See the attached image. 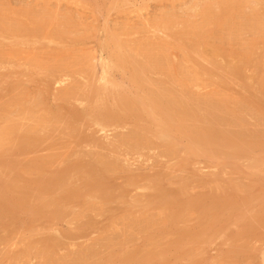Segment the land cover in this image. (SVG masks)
<instances>
[{
    "label": "rangeland",
    "instance_id": "rangeland-1",
    "mask_svg": "<svg viewBox=\"0 0 264 264\" xmlns=\"http://www.w3.org/2000/svg\"><path fill=\"white\" fill-rule=\"evenodd\" d=\"M0 29V130L21 139L0 148V187L13 197L12 187L23 181L41 186L33 188L41 190L32 195L34 212L1 220L0 264H264V0H0ZM136 72H146L144 81ZM162 93L173 104L176 96L189 104L184 113L195 118L167 117V109L157 108ZM144 107L157 109L156 119ZM105 113L114 121L104 127L96 120ZM160 118L171 124L162 136L156 134ZM212 122L255 142L228 148L221 136L198 142L194 135ZM82 159L110 167L108 199L100 195L103 183H91L102 197L94 199L90 180L86 187L83 176L70 172L80 177L74 188L72 179L64 187L90 188L77 191L88 202L70 195L62 215L53 207L57 215L37 217L39 203L64 194L57 186L47 193L44 181ZM157 194V203L148 204ZM166 194L178 202L167 206ZM194 199L223 200L226 207L211 220L217 214L190 209Z\"/></svg>",
    "mask_w": 264,
    "mask_h": 264
},
{
    "label": "bare ground",
    "instance_id": "bare-ground-1",
    "mask_svg": "<svg viewBox=\"0 0 264 264\" xmlns=\"http://www.w3.org/2000/svg\"><path fill=\"white\" fill-rule=\"evenodd\" d=\"M257 17V16H256ZM24 22H25V20H24ZM25 24V23H24ZM26 26L28 25V24H25ZM32 25H33V23H32ZM30 26V25H29ZM29 26H27L28 28H30ZM32 27H34V26H32ZM31 27V29H33ZM37 27V26H36ZM26 28V27H25ZM35 28V27H34ZM42 28V27H41ZM19 29V28H18ZM36 29V28H35ZM0 30H2V29H0ZM15 30V29H14ZM22 30V32H23V30L24 29H21ZM21 30H19V33H21L22 34V32H21ZM10 32H11V30H9ZM28 31V30H27ZM1 32V31H0ZM12 32H14V33H16L17 34V32H16V30L15 31H12ZM11 32V33H12ZM25 32V31H24ZM35 32V31H34ZM40 33V32H39ZM7 34V33H6ZM9 35H10V33H8ZM28 33L26 32V34L25 35H27ZM30 34V36H29V38L30 37H32L33 38V34H31V33H29ZM28 34V35H29ZM3 35V37H4V35H5V32H4V34H2ZM8 35V36H9ZM22 35H24V34H22ZM27 35V36H28ZM32 35V36H31ZM7 35H5V38L6 37H8ZM13 36H16V37H19V35L17 34V35H14L13 34ZM13 36H12V38H11V36H9L11 39H13ZM7 38V39H10V38ZM34 37H35V35H34ZM17 39V38H16ZM35 39V38H34ZM17 40H21V38H19V39H17ZM16 40V41H17ZM27 39H25V41H26ZM14 41H15V37H14ZM32 41V40H31ZM22 43V42H21ZM23 43H24V41H23ZM252 48V47H251ZM248 49V48H247ZM114 52V51H113ZM112 52V53H113ZM128 53V52H127ZM216 53V52H215ZM257 53V52H256ZM19 54V53H18ZM132 54V53H131ZM244 54H246V53H244ZM244 54H242V55H244ZM115 55V54H114ZM145 55V54H144ZM241 55V54H240ZM247 55H249L248 53H247ZM135 56V55H134ZM115 57V56H114ZM116 57H118V56H116ZM115 57V62L118 64V66L117 67H120V66H122V67H124V62L123 61H121V58L120 57H118V58H116ZM144 57V56H143ZM239 57V56H238ZM152 60H151V62L153 61L154 62V60H153V57H150ZM251 58V57H250ZM12 59V58H11ZM126 59V58H125ZM244 59V58H243ZM246 59V58H245ZM259 59V58H258ZM113 60V59H112ZM124 60V59H123ZM247 60V59H246ZM254 60V59H253ZM127 61V60H126ZM252 61V60H251ZM5 62V61H4ZM113 63H115L114 61H112ZM146 62V61H145ZM115 63V64H116ZM124 63V64H123ZM149 63V62H148ZM154 63H156V61L154 62ZM150 64V66L151 67H153L155 64ZM156 64H158V63H156ZM261 64V63H260ZM114 65V64H113ZM160 65V64H159ZM159 65H156L157 67L159 66ZM239 65H241V64H239ZM144 66V65H143ZM145 66H148V64H146ZM145 66H144V68H145ZM121 67V68H122ZM160 67V66H159ZM240 67V66H239ZM242 67V66H241ZM144 68H142L143 70H146L147 69V67L144 69ZM148 68H150V67H148ZM152 68H150V69H147V70H151ZM232 69V68H231ZM140 72L141 71H143V70H140V69H138ZM243 71V70H242ZM140 72H136L137 74L138 73H140ZM148 72V71H147ZM151 72V71H150ZM258 72V71H257ZM146 73V72H145ZM145 73H143L142 72V75H141V73H140V75L142 76V78L141 77H137V78H140V79H143V76H144V74ZM237 73V72H236ZM243 73V72H242ZM241 73V74H242ZM259 74V73H258ZM139 76V75H138ZM170 76V75H169ZM255 76V75H254ZM259 76V75H258ZM154 78V77H153ZM246 78V77H245ZM140 79H139V81H140ZM146 79V78H145ZM169 79V78H168ZM189 79V78H188ZM253 79V78H252ZM165 80V79H164ZM254 80V79H253ZM259 80V79H258ZM258 80H256V81H258ZM136 81V80H135ZM139 81H136V82H139ZM143 81H144V79H143ZM260 81V80H259ZM2 83V82H1ZM0 83V84H1ZM140 83H141V81H140ZM166 84H167V82H166ZM180 85V84H179ZM138 86V85H137ZM168 86V85H167ZM263 86V85H262ZM103 87V86H102ZM140 87V86H139ZM192 87V86H191ZM106 88V87H105ZM164 89V88H163ZM168 89V88H167ZM104 90V89H103ZM106 90V89H105ZM104 90V91H105ZM143 90V89H142ZM141 90V91H142ZM108 91V90H107ZM144 91H145V89H144ZM157 91V90H156ZM165 91V90H164ZM106 92V91H105ZM151 92V91H150ZM149 92V93H150ZM172 91H170V93H171ZM181 92V91H180ZM203 92V91H202ZM148 93V92H147ZM166 93V92H165ZM164 93V94H165ZM169 93V94H170ZM173 93V92H172ZM154 94V93H153ZM156 94V93H155ZM154 94V95H155ZM157 95V97H158V94H156ZM166 95H168V94H165V95H163V93H162V96H164V98L163 97H161V102H158V100H157V102H158V107L157 108H161L162 106H163V108H165V109H163V110H165L166 111V109L168 110V113H169V115L167 116V117H169V116H173V114H177V113H182V114H187V113H190V114H188V116L189 117H191L192 115V117H194L195 118V116L197 115L196 113H193V112H187V113H184L185 111H186V109H187V111L191 108H188V106H189V104L187 105V103L185 102V105H183V104H181L182 102H184V101H182V99L180 100V101H177V96L175 97L176 98V101L178 102L177 104H180V106L181 105H183L184 106V109L182 110L181 109V107H179V108H176V101L174 102L175 104H173L172 102H170L169 101V99H170V97H168V100H166L165 99V96ZM173 95V94H172ZM176 95V93L173 95V96H175ZM171 96V95H170ZM173 96H171V97H173ZM149 97V96H148ZM154 97H156V96H154ZM153 97V98H154ZM183 97V96H182ZM135 98V97H134ZM145 98V97H144ZM210 98V97H209ZM149 99V98H148ZM185 99V98H184ZM183 99V100H184ZM214 99V98H213ZM136 100V99H135ZM142 100V99H141ZM186 100V99H185ZM198 99H196V101H197ZM159 101H160V99H159ZM182 101V102H181ZM193 101V100H192ZM203 101V100H202ZM132 102V101H131ZM146 101H144V102H142L141 101V103L144 105V104H146L145 103ZM150 102V101H149ZM180 102V103H179ZM220 102V101H219ZM258 102V101H257ZM23 103V102H22ZM138 103V102H137ZM199 103H201V102H199ZM209 103V102H208ZM225 103V102H224ZM261 103V102H260ZM133 104H135V103H132V104H130V105H133ZM138 104H140V103H138ZM138 104L136 105V107H138V108H136V110L137 109H139V106H138ZM154 105H151V106H155V104H156V102H154L153 103ZM217 104V103H216ZM135 105L134 106H132V108H135ZM201 105V104H200ZM207 105V104H206ZM211 105V104H210ZM221 105V104H220ZM219 105V106H220ZM242 105V104H241ZM142 106V105H141ZM179 106V105H178ZM187 106V107H186ZM214 106V105H213ZM156 107V106H155ZM262 107V106H261ZM145 108V107H144ZM150 108V107H149ZM202 108V107H201ZM213 108V107H212ZM142 109V108H141ZM146 109V108H145ZM151 109V108H150ZM177 109H179V110H177ZM210 109V108H209ZM235 109V108H234ZM264 109V108H263ZM262 108H261V110H263ZM108 110V109H107ZM107 110H103V111H107ZM135 109H133V111H134ZM147 110V109H146ZM157 111V109H154L153 108V110L151 109V110H147L148 111V113H149V111H153L151 114H153V113H155L156 111ZM137 111H140V109L139 110H137ZM136 111V112H137ZM147 111H146V113H147ZM181 111V112H180ZM183 111V112H182ZM116 112V111H115ZM135 112V111H134ZM141 112V111H140ZM143 112H145V110L143 111L142 110V114H143ZM251 112V111H250ZM110 113H111V111H110ZM110 113H109V115L107 114V113H105V114H100V116L98 117V119L96 120L97 122V124H101L102 126H104L105 127V125H104V122H106V121H108V119H109V116H110ZM138 113V117L139 118H141L142 116H141V114L139 113V112H137ZM136 113V114H137ZM146 113H144L145 115H146ZM156 113H158V112H156ZM154 114V118L156 119V117H155V115H157V114ZM166 113V112H165ZM164 113V114H165ZM168 113H166L165 115H167ZM172 113V114H171ZM193 113V114H192ZM207 113H209V112H207ZM116 114H117V112H116ZM120 114V113H119ZM140 114V115H139ZM171 114V115H170ZM192 114V115H191ZM73 115H74V113H73ZM77 115V114H76ZM111 115L113 116V115H115L114 114V112H113V114L111 113ZM165 115H161V116H165ZM181 115V114H180ZM200 115V114H199ZM204 115H205V113H204ZM207 115V114H206ZM119 116V115H118ZM118 116L116 117V115H115V118L117 119L118 118ZM141 116V117H140ZM159 116V115H158ZM187 116V117H188ZM71 117V116H70ZM111 117V116H110ZM166 117V116H165ZM200 117V119L201 118H203L202 116H199ZM75 118V117H74ZM97 118V117H96ZM113 118V117H112ZM112 118H110L109 120L111 121V123L114 121ZM171 118V117H170ZM186 118V117H185ZM71 119H73V118H71ZM112 119V120H111ZM169 119V118H168ZM172 119V118H171ZM176 119V118H175ZM210 119V121H211V118H208V120ZM154 120V119H153ZM152 120V122H154ZM173 120V119H172ZM207 120V119H206ZM212 120H217L216 119V115H215V117H213V119ZM184 121V120H183ZM209 121V122H210ZM214 121V122H215ZM243 121V120H242ZM71 122V121H70ZM116 122V121H115ZM139 122H140V119H139ZM158 122V126L160 127V129H159V127H158V129L156 130V131H159V132H156V134H158V136H162L163 134H165V129L167 128V127H170L171 126V124H169L168 122H166L165 121V118L163 119V118H160L158 121L156 120L155 121V123H157ZM193 122V121H192ZM230 122V121H229ZM244 122V121H243ZM242 122V123H243ZM73 123V122H72ZM248 123H249V121H248ZM134 124V123H133ZM198 124V123H197ZM204 124V123H203ZM221 124V123H220ZM14 125V124H13ZM107 125H109L108 123H107ZM115 125V124H114ZM140 125V124H139ZM142 125V124H141ZM153 125H154V123H153ZM157 125V124H156ZM155 126V125H154ZM225 126V125H224ZM103 127V128H104ZM140 127V126H139ZM216 126L213 124V122H212V125H210V127H208V129H206L205 128V130L204 131H201V130H199L200 132H198L197 131V133L194 135V137L196 138V140L198 141V142H209L211 139H212V141L213 140H215L216 138H218V137H222V139L224 138L225 140H227L228 141V143H227V141H224V140H222V141H224L225 143H223V146H225L226 145V147L227 146H230V145H234V144H236V141H238L239 143H243V144H249V146H251V144L253 145V143L255 142V141H253V140H248L247 139V141H246V138L245 137H243V136H241L239 133H238V135H240V136H237V135H234L233 133H230V132H223L224 131V129H223V127H222V129H223V131L222 130H218L219 128H217V130H216V128H215ZM10 128V127H9ZM38 128H39V126H38ZM142 128V127H141ZM155 129H156V126H155ZM30 130V129H29ZM36 129H35V127H34V131H35ZM175 130V129H174ZM208 131V132H205V131ZM226 130V129H225ZM245 130V129H244ZM34 131H32L31 133H30V135H35L38 131L36 130L35 132L36 133H34ZM134 131V130H133ZM132 131V132H133ZM229 131V130H228ZM9 132H10V130L9 129H1L0 130V148H2L3 147V144H5L6 142H8V145H9V141L10 140H14V142L15 143H19V140H21L20 138H18L17 136H19V135H17V136H13V138L12 139H8L9 137ZM18 132H19V130H18ZM121 132V131H120ZM136 133V132H135ZM13 134H15V133H13ZM128 135H130L129 134V132L127 133ZM243 134V133H242ZM11 135V134H10ZM27 135H29V134H27ZM249 135V134H248ZM247 135V136H248ZM39 136V135H38ZM246 136V137H247ZM24 137H26V136H24ZM30 137V136H29ZM36 137H37V135H36ZM36 137H32L33 138V140H34V138H36ZM42 136H40V138H41ZM220 137V138H221ZM251 137V136H250ZM16 138L18 139V141L16 142ZM39 137L37 138L38 140L40 139ZM125 138V137H124ZM128 138V137H127ZM147 138V137H146ZM248 138V137H247ZM255 138H256V136H255ZM8 139V141H5V140H7ZM137 139V138H136ZM135 139V140H136ZM138 139H140V138H138ZM12 140V141H13ZM127 140V139H126ZM216 140H220V139H216ZM256 140V139H255ZM5 141V142H4ZM25 141V142H24ZM23 141V143H26V142H28L29 141V143H30V140H24ZM79 141V140H78ZM121 141H122V139H121ZM141 141H142V139H140V141H136V142H139V144L141 143ZM192 141V140H191ZM257 141V140H256ZM14 142H11L10 141V144H11V146H12V144L14 143ZM39 142V141H38ZM37 141L35 142V140L33 141V144L35 143H38ZM143 142V141H142ZM206 142V143H207ZM211 142V141H210ZM209 142V143H210ZM217 141H215V143H216ZM221 142V141H220ZM113 143H114V141H113ZM125 143H126V141H125ZM152 143V142H151ZM238 143V144H239ZM22 144V143H21ZM110 144V143H109ZM138 144V143H137ZM211 144V143H210ZM212 144H213V142H212ZM242 144V145H243ZM256 144V143H255ZM6 145V144H5ZM8 145H7V147H8ZM30 145H32V143L30 144ZM116 145V144H115ZM199 145H202V144H199ZM220 145V144H219ZM240 145V144H239ZM241 145V146H242ZM260 145V144H259ZM15 147H16V144L14 145ZM17 146H19V145H17ZM138 145H136V147H137ZM245 146V145H244ZM256 146V145H255ZM254 146V147H255ZM7 147L5 148V146L3 147V148H5V150L7 149ZM33 147V146H32ZM118 147V146H117ZM120 147V146H119ZM118 147V148H119ZM248 147V146H247ZM253 147V148H254ZM257 147V146H256ZM126 148V147H125ZM189 148V147H188ZM193 148V147H192ZM220 148H221V146H220ZM219 148V149H220ZM228 148V147H227ZM239 148H240V146H239ZM250 148V147H249ZM12 149V148H11ZM15 149H17V147L15 148ZM14 149V150H15ZM205 149V148H204ZM251 149V148H250ZM9 150H10V148H9ZM13 150V149H12ZM14 150H13V152H14ZM119 150V149H118ZM199 150H200V148H199ZM209 150V149H208ZM223 150V149H222ZM231 150V149H230ZM235 150V149H234ZM240 150V149H239ZM1 151V150H0ZM87 151V150H86ZM135 151V150H134ZM236 151V150H235ZM249 151V150H248ZM3 152V150L1 151V153ZM12 152V153H13ZM17 152V151H16ZM205 152V151H204ZM225 152V151H224ZM5 153H7V152H4L3 154H5ZM11 152H9V154H10ZM15 154V153H14ZM13 154V155H14ZM98 154L99 153H97V156H98ZM88 155H91L90 153L88 154ZM108 155V154H107ZM241 156V155H240ZM114 159V158H113ZM77 160V159H76ZM119 161V160H118ZM234 162H235V160H233ZM45 164V163H44ZM47 164V163H46ZM45 164V165H46ZM102 164V163H101ZM112 165H115V164H112ZM102 166H105V167H101V165L99 166V164H97V163H94V162H92V161H90V162H87V161H85V160H81V162H79V160L78 161H71L70 163L68 162V164H67V166H65L63 169H62V171L60 172V171H58V173H60V174H58V173H56V176H54L51 180L49 179V180H45L44 182H46L47 184L45 185V183L44 182H41V183H44V185L42 184V186H45V188H43L47 193H48V191H49V193H52V191L54 190V189H56L55 188V186H57L58 188H61V187H64V186H66V184H68V182H69V180H71L73 177V175H75L76 173H78L80 176H83L84 177V179H83V177L81 178L82 180H84L83 182H86V183H83V184H85V185H87V183H89L91 186H89V185H87L86 187H90L91 189L92 188H95V186H98L97 188H99V186H100V188H101V183H103V185H105L104 187L102 186V188H103V190H100L101 192H100V195H101V193H102V197L104 196V198H107V197H109V194H111V193H109L108 194V180H109V177H107L108 176V172L110 171V167L108 168V166H106V165H103L102 164ZM45 167V166H44ZM112 168V167H111ZM1 169V168H0ZM42 169V168H41ZM44 169V168H43ZM2 170V169H1ZM108 171L107 173H106V171ZM76 173H75V172ZM2 172V171H1ZM70 172H73L72 173V178H70L68 175L70 174ZM77 174V175H78ZM102 174V175H101ZM1 175V174H0ZM88 176V178L87 177H85V176ZM104 175V176H103ZM107 175V176H106ZM135 175V174H134ZM18 176H19V174L17 175V177L16 178H18ZM79 176V177H80ZM51 177V176H50ZM76 177H78V176H76ZM75 177V178H76ZM78 177V178H79ZM90 177H91V179H90ZM147 177V176H146ZM149 177V176H148ZM1 178V177H0ZM20 178H21V176H20ZM74 178V179H75ZM77 178V179H78ZM87 178V179H86ZM74 179H72V181H70V184L71 183H73L74 181ZM99 179H101V181H102V179H103V182H100L99 184L100 185H98L97 183H98V180ZM17 179H15V181H16ZM18 180H19V178H18ZM17 180V181H18ZM22 180V179H21ZM32 182H31V181ZM78 180H80V179H78ZM77 180V181H78ZM87 180H90L89 182H87ZM91 180H94V182H91ZM110 180H111V178H110ZM113 180V179H112ZM116 180V179H115ZM114 180V181H115ZM171 180V179H170ZM23 181V180H22ZM29 183L28 184H26L25 183V181H23L25 184H26V186L28 187H24L25 185H23V182H22V184H18V188L16 187V189H14L13 187H12V189L13 190H15L16 192H17V195H15L14 194V196L13 197H8V196H5L6 195V193L5 192H7L6 191V189L5 188H8L7 186L4 188V186H2L3 187V189H5V190H3L1 187V189L0 190H3V191H0V192H3V193H0V224H1V220H3V219H5V218H10L11 219V222H14L13 220H15V219H17V220H19L18 218H16V214H18L17 212H21V211H25V210H33V209H36V208H33V207H36V206H34L33 205V203H32V195L34 194L35 195V192H36V190L35 189H33L35 186V188L37 189V187L39 186H37V183H38V180L36 181V180H34V179H29ZM254 181V180H253ZM96 182V184H95V186L93 185V184H91V183H95ZM116 182V181H115ZM39 183H40V181H39ZM114 183V182H113ZM199 183V182H198ZM238 183V182H237ZM240 183V182H239ZM74 184V183H73ZM77 184V183H76ZM115 184H118L117 182L116 183H114L113 185V187L114 188H117L116 186H115ZM188 184V183H187ZM190 184V183H189ZM205 184V183H204ZM230 184V183H229ZM247 184V183H246ZM1 185V184H0ZM11 185V184H10ZM15 185V184H14ZM21 185V186H20ZM75 185V184H74ZM74 185H72L71 184V187H73ZM78 185V184H77ZM93 185V186H92ZM167 185V184H166ZM197 185V184H196ZM228 185V184H227ZM248 185H249V183H248ZM247 185V186H248ZM161 186V185H160ZM184 186H185V184L183 185V189H186V186H185V188H184ZM195 186V185H194ZM223 186V185H222ZM240 186V185H239ZM239 186H238V188H239ZM39 187H41V186H39ZM67 187H68V185H67ZM67 187H64V191H63V188H61L62 189V191L64 192V194L63 195H61L60 197H58V196H55V197H57V198H55V197H52V198H50V199H48V198H46V200L44 201V202H42V204H41V206H40V203H39V206H38V204H37V206L38 207H40L39 208V211H37V212H39V214L40 215H35V216H37V217H39V216H42V217H44L45 216V214L44 213H46V215H48L49 213H52V214H54L55 212V210L54 209H58L59 211H57L58 212V215L60 214V215H62L61 213H63V212H65L64 211V209L66 210L67 208L65 207V205H66V203L70 200V198H69V196L70 195H72L71 197L73 198L74 197V195L76 196V198L78 197V200L81 198L82 199V197L84 198V195H82V193H81V191H79V193L82 195V196H79L80 194L77 192L78 191V189L81 187V186H79L78 187V189H77V191H76V189H71V190H68L69 188H67ZM76 187V186H75ZM83 187H84V185H82V187H81V190L83 191L84 189H88V190H91L90 188H86V187H84V189H83ZM112 187V186H111ZM189 187V186H188ZM191 187V186H190ZM230 187H233V186H230ZM250 187V186H249ZM254 187V186H253ZM252 187V188H253ZM65 188H67V189H65ZM74 188V187H73ZM167 188H170V187H167ZM171 188H173V187H171ZM179 188V187H178ZM177 188V189H178ZM193 188V187H192ZM209 188V187H208ZM223 188V187H222ZM236 188V187H235ZM10 189V188H9ZM8 189V193L7 194H9V191L11 192V190H9ZM33 189V190H32ZM39 190V192H36L37 193V195L38 194H40L39 195V197L41 196V190H40V188H38ZM241 189V188H240ZM12 190V192H14ZM34 190H35V192H34ZM52 190V191H51ZM66 190H68L67 192H65ZM80 190V189H79ZM88 190H86V191H88ZM94 190H97L96 188L94 189ZM111 190V189H110ZM118 190V189H117ZM192 190V189H191ZM220 190H221V187H220ZM219 190V191H220ZM226 190V189H225ZM230 190H232V189H230ZM229 190V191H230ZM5 191V192H4ZM34 193H33V192ZM69 191H73L72 193H69ZM86 191H84V193H89V195H90V192H86ZM92 191V190H91ZM185 192H188V191H186V190H184ZM208 191V192H207ZM212 191V190H211ZM233 191H234V189H233ZM11 192V193H12ZM76 194H75V193ZM93 192H94V194H93ZM93 192H91L92 193V195H95L96 194V191H93ZM97 195H95V196H93L94 197V199L95 198H101L102 199V197L101 196H99V191L97 190ZM165 192H167V191H165ZM205 192V191H204ZM236 192V191H235ZM74 193V194H73ZM164 193V192H163ZM182 193V192H181ZM200 193V192H199ZM206 193H209V190H206V192H205V197H206ZM5 194V195H4ZM79 194V195H78ZM114 194V193H113ZM173 194V193H172ZM183 194H184V192H183ZM219 194V193H218ZM230 194H231V196L233 195L234 196V194H232L231 192H230ZM31 195V196H30ZM33 195V196H34ZM88 195V194H87ZM189 195V194H188ZM195 195V194H194ZM197 195V194H196ZM200 195V194H199ZM219 195H222L221 193L219 194ZM252 195V194H251ZM99 196V197H98ZM112 196V195H111ZM150 196V195H149ZM152 196H154V195H152ZM152 196H150L151 198H149V197H147L146 199H144L143 201H144V206L146 207V206H148V204H153V203H157V198H158V194L155 196V198L153 199L152 198ZM159 196H160V194H159ZM166 196H167V194H166ZM178 196V195H177ZM184 195H182V197H183ZM207 196H209V195H207ZM38 197V198H39ZM80 197V198H79ZM88 197V196H87ZM90 197H92L91 195H90ZM114 197V196H113ZM162 197V196H161ZM160 197V198H161ZM167 197H172V198H167L168 200L166 201V199H165V196L163 197L164 199L163 200H165L164 202H166L165 204H167V206H168V204H175V203H177L178 201H176V199L178 200V198H176L175 199V196H172L171 194H170V196H167ZM180 197H181V195H180ZM181 197V198H182ZM186 197V196H185ZM199 197V196H198ZM210 197V196H209ZM225 197V196H224ZM34 198H37V196H34ZM75 198V199H76ZM103 198V199H104ZM149 198V202H147L148 199ZM196 198H197V196H196ZM204 198V197H203ZM216 198V197H215ZM226 198V197H225ZM224 198V199H225ZM74 199V198H73ZM75 199H74V201H75ZM86 201H87V199L86 198H84ZM92 199V198H91ZM108 199V198H107ZM159 199V198H158ZM162 199V198H161ZM183 199V198H182ZM182 199H180V200H182ZM186 199V198H185ZM206 199V198H205ZM109 200H110V198H109ZM147 200V201H146ZM184 200V199H183ZM191 200V199H190ZM195 201H196V203L198 202L196 199H194ZM225 200H227V199H225ZM231 200H233V199H231ZM91 201H93V200H91ZM107 201V200H106ZM117 201V200H116ZM192 201V200H191ZM194 201V202H195ZM204 201V200H203ZM205 201H207V200H205ZM198 202L197 204H193L192 203V205L193 206H191L190 207V209L191 208H194L195 210L196 209H199V211L201 210L202 212H203V214L204 215H206V214H217V212L218 211H223V209L225 210V207H226V204H224L223 203V200L221 201V202H217V201H215V202H212V203H208V202ZM39 202V201H38ZM79 202H80V200H79ZM88 202V201H87ZM86 202V203H87ZM139 202L141 203L142 202V200L140 201L139 200ZM148 203V204H145V203ZM180 202V201H179ZM163 203V202H162ZM91 204V203H90ZM159 204V203H158ZM157 204V205H158ZM63 205H64V207L65 208H63ZM68 205V204H67ZM112 205V204H111ZM114 205V204H113ZM117 205V204H116ZM120 205V204H119ZM177 205V204H176ZM188 205V204H187ZM54 207V209L52 210V208ZM228 207H229V205H228ZM33 208V209H32ZM115 208V207H114ZM121 208V207H120ZM123 208V207H122ZM169 208V207H168ZM233 208H231V210H232ZM230 210V211H231ZM54 213H53V212ZM67 211V210H66ZM198 211V210H197ZM200 211V212H201ZM221 211V212H222ZM33 212H34V210H33ZM32 212V213H33ZM201 212V213H202ZM228 212V211H227ZM226 212V213H227ZM232 212V211H231ZM236 212V211H235ZM30 213V212H29ZM42 213L44 214V215H42ZM101 213V212H100ZM21 214V213H20ZM19 214V215H20ZM56 214V213H55ZM188 214V213H187ZM220 215H221V213H219ZM219 214H217L216 216H211L210 215V217L209 218H211V220L213 219L212 217H220L219 216ZM225 214V213H224ZM57 215V214H56ZM169 215V214H168ZM179 215V214H178ZM177 215V216H178ZM181 215V214H180ZM34 216V217H35ZM51 215H49V217H50ZM31 217V216H30ZM46 217V216H45ZM48 217V216H47ZM61 217V216H60ZM183 217V216H182ZM191 217V216H190ZM189 217V218H190ZM204 217V216H203ZM262 218H263V216H261ZM175 219H178L176 216L174 217ZM174 218H172V220H175ZM225 218V217H224ZM247 218V217H246ZM10 219H9V221H10ZM44 219V218H43ZM93 219V218H92ZM204 219H206V216H205V218ZM218 220H219V218H217ZM227 219H228V216H227ZM16 220V221H17ZM33 220H35V219H33ZM39 220V219H38ZM210 220V221H211ZM247 220V219H246ZM37 221V220H36ZM166 221V220H165ZM203 221V220H202ZM215 223H217L218 221L216 220V218H215V220H213ZM225 221H226V219H225ZM224 221V222H225ZM223 222V223H224ZM2 223H4V222H2ZM5 223H8V222H6V219H5ZM32 223V222H31ZM82 223V222H81ZM203 223V222H202ZM212 226H213V222H209ZM214 223V224H215ZM239 223V222H238ZM12 224V223H11ZM209 224V225H210ZM261 224V223H260ZM203 225V224H202ZM201 225V226H202ZM209 225H208V229L207 230H209ZM210 225V226H211ZM216 227L218 226V225H215ZM242 226V225H241ZM246 226H248V225H246ZM245 226V227H246ZM251 226V225H250ZM250 226H249V229H250ZM75 227V226H74ZM254 227V226H253ZM253 227H251V228H253ZM258 227V226H257ZM131 228V227H130ZM198 228V227H197ZM211 228V227H210ZM253 229H255V228H253ZM204 230H205V232L207 231L206 230V227L204 228ZM204 230H203V233L205 234V232H204ZM198 232H199V230H198ZM250 232V231H249ZM256 232V231H255ZM263 232V231H262ZM234 234V233H233ZM74 235H75V233H74ZM201 235H202V232H201ZM188 236V235H187ZM71 237H73V236H71ZM198 238V237H197ZM200 238H202V237H200ZM246 240V239H245ZM50 245V244H49ZM53 245V244H52ZM56 245V244H55ZM103 247V246H102ZM52 249V248H51ZM50 249V250H51ZM99 250V249H98ZM234 251V250H233ZM52 252V251H51ZM238 253V252H237ZM49 254H51V253H49ZM224 256V255H223ZM147 257H149V256H147ZM134 259V258H133ZM143 261V260H142ZM149 262V261H148Z\"/></svg>",
    "mask_w": 264,
    "mask_h": 264
}]
</instances>
